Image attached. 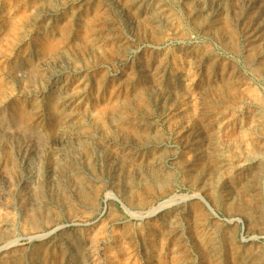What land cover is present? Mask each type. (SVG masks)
<instances>
[{
  "label": "rangeland",
  "instance_id": "1",
  "mask_svg": "<svg viewBox=\"0 0 264 264\" xmlns=\"http://www.w3.org/2000/svg\"><path fill=\"white\" fill-rule=\"evenodd\" d=\"M0 264H264V0H0Z\"/></svg>",
  "mask_w": 264,
  "mask_h": 264
}]
</instances>
